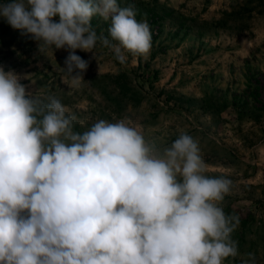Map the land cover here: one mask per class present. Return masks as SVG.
Returning a JSON list of instances; mask_svg holds the SVG:
<instances>
[{"label":"clouds","instance_id":"9594fccd","mask_svg":"<svg viewBox=\"0 0 264 264\" xmlns=\"http://www.w3.org/2000/svg\"><path fill=\"white\" fill-rule=\"evenodd\" d=\"M136 15L117 0L0 5V17L40 51L69 50L62 69L75 89L89 64L75 50L93 52L98 40L110 46L92 27L95 16L110 19L121 64L122 49L147 56L150 26ZM19 79L0 67V264H223L238 255L231 234L239 217L218 206L233 182L204 175L190 135L161 153L123 120L78 133L60 100L41 103ZM248 256L242 264H255Z\"/></svg>","mask_w":264,"mask_h":264},{"label":"rangeland","instance_id":"374dc122","mask_svg":"<svg viewBox=\"0 0 264 264\" xmlns=\"http://www.w3.org/2000/svg\"><path fill=\"white\" fill-rule=\"evenodd\" d=\"M117 3L134 5L136 19L148 22L147 56L122 49L121 64L111 48L118 42L108 31L110 19L93 18L92 27L110 46L98 40L93 52L75 50L89 62L75 89L62 69L69 50L40 51L38 41L0 17V67L20 77L41 103L49 96L60 100L66 115L76 117L75 132L98 120H123L161 153L181 134L190 135L207 165L204 175L233 182L218 206L239 217L231 234L238 255L223 264H242L249 253L264 264V0Z\"/></svg>","mask_w":264,"mask_h":264},{"label":"trees","instance_id":"16d2710c","mask_svg":"<svg viewBox=\"0 0 264 264\" xmlns=\"http://www.w3.org/2000/svg\"><path fill=\"white\" fill-rule=\"evenodd\" d=\"M7 1V3L8 2H11V0H0V3H2V2H6ZM120 2V1H119ZM93 18H98V16H95V17H93Z\"/></svg>","mask_w":264,"mask_h":264}]
</instances>
